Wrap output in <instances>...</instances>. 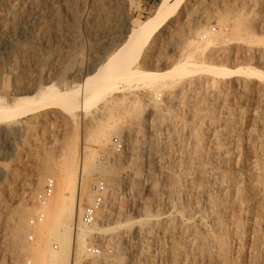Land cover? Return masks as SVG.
I'll use <instances>...</instances> for the list:
<instances>
[{"label": "rangeland", "instance_id": "1", "mask_svg": "<svg viewBox=\"0 0 264 264\" xmlns=\"http://www.w3.org/2000/svg\"><path fill=\"white\" fill-rule=\"evenodd\" d=\"M159 3L0 0L1 99L12 102L16 92L33 95L47 86L59 90L79 86L84 74ZM180 4L133 66L160 70L186 53L207 64L227 62L228 57L235 64L243 55L256 66L263 60L264 47L241 45L232 27L238 23V12L247 13L261 35L264 0H183ZM212 24L218 34L210 35V43L198 41V31ZM224 37H229L227 42ZM235 41L236 48L227 45ZM130 49L137 54V46ZM207 74L211 76L196 71L167 88L118 83L112 98L96 101L87 110L27 111L1 124L0 264L28 259L22 252L12 260L7 251L13 210L29 209L25 227L32 225L30 220L38 211H34L36 194L48 177L54 181L52 197L65 164L71 162L75 181L79 165H86L82 182L90 192L96 181L112 186L111 199L104 204L107 215L99 220L109 230L92 240L91 246H98L100 253L88 256L83 264H264V80L237 76L206 86ZM196 131L201 135L199 145ZM113 139L121 143L120 150ZM221 177L224 182L217 187L213 182ZM211 198L220 199L223 207L213 211L208 206ZM89 202L85 197L82 207ZM181 206L189 214L183 217L189 221L184 230L179 227ZM129 217L142 222L123 228L132 221ZM31 234L24 229L25 244L34 242ZM209 253L217 260L207 261Z\"/></svg>", "mask_w": 264, "mask_h": 264}, {"label": "bare ground", "instance_id": "2", "mask_svg": "<svg viewBox=\"0 0 264 264\" xmlns=\"http://www.w3.org/2000/svg\"><path fill=\"white\" fill-rule=\"evenodd\" d=\"M182 1L183 0H160V3L158 4L155 11L147 19L141 20V21L137 22L134 26L130 27L127 31L126 38L123 41L117 43L115 45L114 50L112 52L106 54V57L102 61L100 60V62L97 63L94 66V68L92 67L93 69L91 71L86 72L84 74V76L81 79L79 86L73 87L71 89L65 88L63 90H59L57 88L47 86L45 89H47L49 87H51V88H49L47 90H45V89L39 90V91H37L36 94L32 93L33 95H25V94L20 95L16 92V93H14L15 94L14 101H12V102H8L6 100H3L0 97V125L7 123L10 120V118H13L14 116L19 115V114L26 113L27 111L31 112L30 114H34V113L38 114L39 112L44 113V112H47V111L52 110V109L59 110L63 113H65V112L72 113L76 109L87 110V108L89 106L93 105L96 101H99L101 99L108 100L110 98V96L112 98L113 91L118 88L117 87L118 83H124L126 85H130L131 83H134L136 85L140 84L142 86V88L145 87V88H149V89L154 88L156 86L157 87L160 86L162 88H167L175 82H180V81L186 80V78H188L191 74H193L194 72L199 71V70L200 71L202 70V72L204 71L205 73L208 72L209 74H211V76H209L207 74V76H208V78L206 77L207 80L204 78L206 80V83L204 81V85H206V86H211L213 84L215 85L218 81L230 80V79L237 77V76H239L240 78L243 77V78H245V80L247 78H253V79L255 78V79L261 80V81L264 80V69L250 63L249 61L251 59L249 58L247 60L245 55H243V57L235 64H232L231 61H228V60H230L229 57L226 58V59H228L227 62L223 61L221 63H210V64L208 63L207 64L204 62L197 61L199 57L196 54H194L195 55L194 56V55H191V53H186L182 57V59H180V61H177V63H175L174 65L164 67L163 69H160V70L144 69V67H142V66L138 67L137 65L133 66L134 62L136 61L137 55L139 53H141L142 50L144 51V47L147 48L150 45V43L155 39V37H157V35H159V33L166 26V22L168 20H170L171 18H173V16L175 15L174 14L175 11L180 8V6H181L180 3H182ZM237 20H238L237 24L233 23L232 33L234 35H236V37L240 38V40H242V42L240 44L245 46V47L248 46L250 48H254V49H258V50L262 49L264 47V29L261 31V35L259 34V32L257 33L256 31H254L255 29L251 26V24H250L251 20L249 19V16L247 13L238 12L237 13ZM200 30H202L203 32L202 31L200 32ZM200 30L198 31V34H199L198 41L201 40L204 43H210L211 42L210 38L212 39V36H210V35L218 34V32L217 33H210L209 28H208V30H205V29H200ZM223 32L226 33L227 31H223ZM227 38H229V37H227ZM227 38L224 37V41ZM238 42H240L239 39H238ZM229 44H233L235 48L238 45L237 42L236 43L229 42ZM193 45H194V43H193ZM133 46H137V54L136 55L135 54L132 55L131 49L129 50V48H131ZM254 49H252V50H254ZM252 50H250V51H252ZM151 68H153V67H151ZM131 87H133V85H131ZM215 92H217V91H215ZM154 94H156V93H154ZM170 96H172V98L175 97V95L173 96L172 94ZM170 96L168 98H170ZM152 99H153V103H156L155 101H156V99H158V96L156 95V96L152 97ZM132 104H133V102H132ZM134 104H136V102ZM168 126H170V125H168ZM168 129H169V127H168ZM200 136L201 135L196 131L195 137H196L197 141L195 143H197V145H199V143H201V142H199ZM101 139H103V138H101ZM106 141H111V139L110 138L106 139ZM113 143H114V139H113ZM216 146H217V142H216ZM217 148H218V146H217ZM81 149L82 148H80V150ZM214 150H216V149H214ZM219 153H221V152H219ZM206 155H208V153ZM222 157H220V158H222ZM213 158H214L213 162H215L216 157H213ZM71 163L65 164L64 169L62 168L64 170V174H62L61 178H59V182H58L57 190H56L55 194L52 197L47 198L42 206H39L38 204L35 205L34 211L38 210L37 212L42 213V215H43V218L41 219V221L36 222L30 226L26 225V227H25V219L27 217L29 209L27 210L24 207H20V208H16L15 210H13V212L11 214V219H12L11 225L12 226L10 227L11 228V232H10L11 233V239H10V243L8 245V249L6 248L7 251H9L10 258L12 260L19 258V256L23 252L24 254H26L28 256V259H25V261H28L29 264H83L84 259H86L88 256L92 255V253H91V248H92L91 245L93 243L92 240L95 237H97V235L104 234V232L109 230V228L104 227L99 223V220H101L103 217H106V215H107V210L105 209V207L103 205V207L97 213L96 220H95L94 224L92 226H89V227H79L77 229V232L75 233V235L73 237H71L72 226H73V224H75V221L78 220L80 213H81V210H82L81 200H83L86 197L89 201H91L93 198L92 191L90 192L87 189V184H85V182H82L83 168H85L86 165L84 167L81 164L79 165L80 167H79V171L77 172L76 181H75L74 171L71 168ZM194 163H196V162H194ZM255 163H256V161H255ZM212 164H210V165H212ZM203 166H205V165L203 164ZM202 167L199 166L198 169H200ZM45 169L49 172L50 167L46 166ZM214 170H215V168H214ZM79 176H80V179H79ZM211 180H212V178H211ZM223 182H224V178L221 177L220 181H214L213 183H217V187H219L220 183H223ZM106 185L108 188V192L105 195V202L107 200H110L111 196H112V192H111L112 186H109V185H111L110 182ZM221 187H223V186H221ZM261 189H262V187H261ZM263 191H264V189H263ZM202 195H203V193H202ZM205 204H207V203H205ZM208 206L211 207V209L214 211L215 207L222 208L223 203H222V201H220V199L217 200L215 198H211L210 199V205H208ZM181 209H182V206H181ZM181 209L179 208V210H181ZM185 211H186L185 209L184 210L182 209L180 211V214H179L180 217L178 216L180 218V220H179L180 223L177 221L179 224H181L179 226L180 229H183V230L186 228L185 221H188L186 215H189L187 212H186L187 213L186 214ZM184 214H186L185 215L186 219H183ZM211 215H212V212H211ZM193 216H195V215H193ZM129 218L131 219V217H129ZM140 218L141 217H139V219ZM188 218H190V217H188ZM137 219H136V222H139V223L142 222L141 220H137ZM124 221H128V219L127 220L124 219ZM182 221H184V222H182ZM133 222H134L133 220L129 221V222H125L122 227L126 228L128 225H130ZM136 222H134V223H136ZM113 224L117 225L118 223L116 222ZM118 226H119V224L117 225V228H119ZM261 226H262V224H261ZM112 227H114V226H112ZM122 227L120 226V228H122ZM179 227H178V229H179ZM25 228H27L32 233L31 239L33 238V235L35 237V240H34V242H32V244L28 245V244H25L23 242V234H24ZM201 228H202V226H201ZM110 229H111V227H110ZM142 229H145V228H143V225H142ZM187 229H189V228H187ZM111 230H114V229L112 228ZM141 232H142V230H141ZM196 237H197V239H202V236L197 232H196ZM53 241H55V243H56L55 247L51 246ZM54 248H56V249L54 250ZM67 250H70V252H71L70 255H68ZM204 250H206V249H204ZM213 252H215V251H213ZM171 254H172V251H171ZM211 254L209 253V254L205 255V259L209 262H213V260L216 259ZM69 256H71V257L69 258ZM218 259H220V258L218 257Z\"/></svg>", "mask_w": 264, "mask_h": 264}, {"label": "built area", "instance_id": "3", "mask_svg": "<svg viewBox=\"0 0 264 264\" xmlns=\"http://www.w3.org/2000/svg\"><path fill=\"white\" fill-rule=\"evenodd\" d=\"M223 31H228V27L224 26L222 28ZM210 33H217L219 31L218 27L215 24H212L209 27ZM226 42L228 41L227 39L225 40ZM227 45H233V44H227ZM264 57V54L261 55ZM258 66L264 68V58L263 60L259 61ZM114 143L116 145V149L120 150L122 148L121 143L118 142L117 139H114ZM54 187V181L52 178H47L45 180L44 186L40 192H38L35 196V202L39 206H42L44 202L46 201L47 198H49L52 195ZM108 192L107 185L103 181H96L92 187V193H93V198L92 200L84 205L82 207L80 216L78 220L76 221L74 225V233L77 232V229L79 227H89L92 226L96 220L97 213L99 210L103 207L105 204V195ZM43 218L42 213L37 212L36 214L33 215V217L30 220L31 224H34L36 222L41 221ZM91 253L93 255H98L100 253V249L98 246H94L91 248ZM18 264H29L28 261H21Z\"/></svg>", "mask_w": 264, "mask_h": 264}, {"label": "crops", "instance_id": "4", "mask_svg": "<svg viewBox=\"0 0 264 264\" xmlns=\"http://www.w3.org/2000/svg\"><path fill=\"white\" fill-rule=\"evenodd\" d=\"M147 1H150V0H147Z\"/></svg>", "mask_w": 264, "mask_h": 264}]
</instances>
